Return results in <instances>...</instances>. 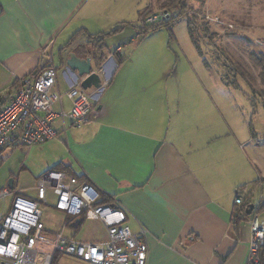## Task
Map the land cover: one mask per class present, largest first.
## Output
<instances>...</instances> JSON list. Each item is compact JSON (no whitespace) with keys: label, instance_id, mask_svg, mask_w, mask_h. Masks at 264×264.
Wrapping results in <instances>:
<instances>
[{"label":"crops","instance_id":"1","mask_svg":"<svg viewBox=\"0 0 264 264\" xmlns=\"http://www.w3.org/2000/svg\"><path fill=\"white\" fill-rule=\"evenodd\" d=\"M146 1L0 0V95L16 88L52 55L62 95L56 111L68 113L72 101L66 94L77 86L65 67L69 54L90 58L95 71L97 47H103L105 62L115 58V52L122 54L121 45L110 53L108 40L125 34L120 23H135L134 8ZM161 1L149 0V7ZM140 25L138 17L132 28ZM97 35H104L101 46L91 38ZM114 60L116 66L109 64L104 71L103 89L86 92L96 107L91 120L81 126L70 119L55 121L58 137L50 141L51 164L42 169L33 165L31 175H21L24 158L19 150L24 148L2 151L0 192L8 195L0 198V214L9 213L17 196L38 201L39 179L58 171L92 184L101 202L125 212L124 225L147 242V264H247L250 228L247 219L239 221L235 195L243 187L244 197L251 191L254 195V184L263 177L249 175L258 168L228 119L213 106H204L171 111L167 123V79L143 73L131 59L118 67ZM177 93L178 102L189 101L188 95ZM51 195L48 191L47 199ZM47 204L54 208L49 200ZM95 221L103 228L95 239H67L106 241L107 228ZM68 222L66 216L65 226Z\"/></svg>","mask_w":264,"mask_h":264},{"label":"rangeland","instance_id":"2","mask_svg":"<svg viewBox=\"0 0 264 264\" xmlns=\"http://www.w3.org/2000/svg\"><path fill=\"white\" fill-rule=\"evenodd\" d=\"M156 1L151 0V3ZM146 2L134 8L135 23H120V28L127 30L120 38L108 40L110 53L121 45L126 62L131 59L135 62L133 67L143 73L145 71L149 76L167 79V123L171 121V111L178 109L186 111L204 106L210 109L213 106L218 114L222 113V117L228 119L232 132L240 138V145L258 168L257 173L253 169L249 175H262L264 178V100L259 101L257 108L253 109L246 82L231 70L236 65L243 68L256 86L264 89V78L261 76L263 68L253 58V55L258 54L264 57V0H189L190 11L185 18L142 36L138 30L134 31L132 25L138 24L140 13L151 5L149 0ZM151 9L148 19L165 12L160 9L159 4ZM189 19H196V35L202 49L201 54L190 36ZM130 28L132 29L129 30ZM140 62H143L144 68ZM155 62L160 65L157 67ZM177 92H183L184 97L188 95L189 101L178 102ZM188 92L190 95L185 94ZM252 129L258 135L255 140L252 138ZM257 143L260 146L255 149ZM46 144L49 145L46 149L38 148ZM23 148L19 150L24 158L21 175H31L29 167L33 165L42 169L51 164L50 141ZM9 153L4 156L7 157ZM249 169L252 168L249 166ZM31 192H36L35 188ZM237 193H242V198L244 197L240 190ZM261 193L262 186H257L251 214L257 209L259 199L264 197ZM48 200L54 203L53 193ZM41 209L45 226L52 234L62 233L65 238L89 240L98 237L103 229L100 222L88 219L80 227L65 226L66 216L63 213L45 202L41 203ZM251 214H247L248 218ZM57 261V264H85L66 255H61Z\"/></svg>","mask_w":264,"mask_h":264},{"label":"built area","instance_id":"3","mask_svg":"<svg viewBox=\"0 0 264 264\" xmlns=\"http://www.w3.org/2000/svg\"><path fill=\"white\" fill-rule=\"evenodd\" d=\"M167 16L168 13L163 12L148 22ZM76 84L66 94L72 101L71 110L58 113L56 106L61 105L62 95L51 55L16 88L0 95V152L15 145L31 148L56 139L58 131L54 123L57 119H70L77 126L88 123L96 107L91 97ZM48 191L55 196L52 206L65 214L69 222L78 218L99 220L107 228L108 239L101 243H82L62 234L50 236L40 207L41 203H48ZM7 195L6 190L0 192V198ZM37 198L38 201H34L17 196L9 213L0 214V264H53L58 255L70 256L85 264L148 263L147 242L124 225L126 214L122 209L101 204L100 194L92 184L50 171L39 179ZM235 204L243 205L240 193L236 194ZM260 206H264L263 196L247 221L250 228L247 264H264V214L258 213Z\"/></svg>","mask_w":264,"mask_h":264},{"label":"trees","instance_id":"4","mask_svg":"<svg viewBox=\"0 0 264 264\" xmlns=\"http://www.w3.org/2000/svg\"><path fill=\"white\" fill-rule=\"evenodd\" d=\"M188 1L189 0H163L159 3L160 9L164 10L165 12L168 13V16L166 18L160 19L154 23H149L147 22V19L149 18L148 16L151 14L152 9L148 8L146 9L144 12H141L139 17L141 19V25L138 29L139 35H147L149 33L155 32L157 30H159L160 28H162L163 26H170V24H174L176 21H179L180 19L185 18V15H188V12L190 11V6L188 5ZM172 12L174 14H172ZM193 13V12H192ZM195 14V13H194ZM189 23V33L190 36L192 38V41L194 43V45L196 46L197 50L200 52V54L202 53V49L201 46L199 45V41L196 35V29H197V25H196V19L192 21V19H189L188 21ZM205 31V30H203ZM104 37V35H97V36H92V39H95L96 42L99 43V45L102 43V38ZM212 38V37H211ZM101 46V45H100ZM102 46L101 47H97L98 50V54H97V63H96V67L99 68L106 59V56L104 55L103 51H102ZM253 58L255 59V61L258 63V65H260L263 68V73H262V77L264 78V57L263 55H253ZM115 59L117 61V64L119 66H121L122 64H124L126 61L123 58L122 54L119 52H115ZM232 72L235 74V76H240L241 79H243L248 88H249V100L251 103V107H253V109H256L257 106L260 104L259 101H263L264 100V89H259L256 86V83H254L251 79H250V75L241 67L239 66H235V67H231ZM263 83V82H262ZM264 85V84H263ZM252 138L255 140L257 139L258 135L256 134V132L252 129ZM2 152H0L1 155ZM4 162V159L0 156V166L1 164ZM79 179V178H78ZM263 187L264 186V178H261L259 180H257L254 184V189L256 187ZM241 192H244V187L239 189ZM254 191L249 192L248 194L245 195V197H243L244 201H243V205L242 207H239L238 213L241 216L242 214V219L238 218L239 221H243V220H248V210L249 208L253 205V201H254V195H253ZM242 194V193H241ZM101 204L106 205L105 202H101ZM259 214H264V206H260L259 209L257 210ZM85 219H82L81 223H83ZM67 226L69 225H73L72 222H68L66 224ZM82 225V224H81ZM78 227H80V225H78ZM61 255H58L55 257L53 264H55V262L58 260V258Z\"/></svg>","mask_w":264,"mask_h":264},{"label":"water","instance_id":"5","mask_svg":"<svg viewBox=\"0 0 264 264\" xmlns=\"http://www.w3.org/2000/svg\"><path fill=\"white\" fill-rule=\"evenodd\" d=\"M109 64H112L114 67L116 66L115 60L111 58L95 71V66H93L90 58H80L75 53H70L65 63V67L67 71L74 76L75 81L79 84L81 89L87 92L93 89L96 91L103 89V77H105L104 71ZM9 187H13V180H10ZM253 208L254 205L248 210V215L251 214ZM80 221L81 220L78 218L75 223H79Z\"/></svg>","mask_w":264,"mask_h":264},{"label":"flooded vegetation","instance_id":"6","mask_svg":"<svg viewBox=\"0 0 264 264\" xmlns=\"http://www.w3.org/2000/svg\"><path fill=\"white\" fill-rule=\"evenodd\" d=\"M113 59H115V58H113Z\"/></svg>","mask_w":264,"mask_h":264}]
</instances>
